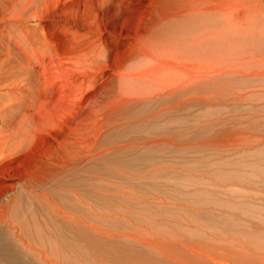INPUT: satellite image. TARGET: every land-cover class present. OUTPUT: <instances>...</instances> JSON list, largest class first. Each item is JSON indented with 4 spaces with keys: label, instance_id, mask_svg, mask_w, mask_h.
<instances>
[{
    "label": "rangeland",
    "instance_id": "rangeland-1",
    "mask_svg": "<svg viewBox=\"0 0 264 264\" xmlns=\"http://www.w3.org/2000/svg\"><path fill=\"white\" fill-rule=\"evenodd\" d=\"M0 82V264H264V0H0Z\"/></svg>",
    "mask_w": 264,
    "mask_h": 264
},
{
    "label": "bare ground",
    "instance_id": "bare-ground-1",
    "mask_svg": "<svg viewBox=\"0 0 264 264\" xmlns=\"http://www.w3.org/2000/svg\"><path fill=\"white\" fill-rule=\"evenodd\" d=\"M250 4V3H249ZM15 9V8H14ZM246 9V8H245ZM14 11V10H13ZM16 14V13H15ZM13 15V14H12ZM10 16V15H9ZM16 16H18V15H16ZM18 18V17H17ZM4 19V18H3ZM22 32V31H21ZM24 33V32H23ZM22 33V34H23ZM20 34V33H19ZM49 34V33H48ZM27 36V35H26ZM76 36V35H75ZM74 36V37H75ZM79 36V35H78ZM10 37V36H9ZM19 37V36H18ZM30 37H28L27 36V39H29ZM39 38V37H38ZM61 38V37H60ZM76 39V38H75ZM18 40V39H17ZM30 40V39H29ZM52 40V39H51ZM68 40V39H67ZM14 41H15V39H14ZM28 41V40H27ZM31 41V40H30ZM51 42V41H50ZM49 42V43H50ZM71 42V41H70ZM16 43H18V42H16ZM30 43H32V41L30 42ZM45 43V42H44ZM52 43V42H51ZM55 43V42H54ZM53 43V44H54ZM60 43H61V45H62V42L60 41ZM72 43V42H71ZM64 44V43H63ZM16 45V44H15ZM32 44H30V46H31ZM57 45V44H56ZM66 46V45H65ZM15 47H17V45L15 46ZM14 47V48H15ZM47 47V46H46ZM53 47H55L54 45H53ZM93 47V46H92ZM31 48H33V46L31 47ZM43 48H45V46L43 47ZM43 48H38L37 49V51H36V53H40V54H35L34 52V50L36 49H34L33 51V56L35 57V55L36 56H38V57H43L44 59L45 58H48L47 60H45L46 61V63L44 62V66H38L39 67V69L37 68V70L35 71V69H33L34 71H35V75H33V77H34V79H33V82L36 84V85H38L39 87H41V85H42V83L43 84H46L47 86H49V87H53V86H55V88L52 90V94H51V97L49 96V95H44L43 94V92H42V90H41V88H39L37 91H35V92H33L32 91V93L30 92V90H29V92L33 95V97H34V99H35V103H37L38 102V100H39V103L37 104V108H35V109H33L32 107H27L26 108V110H27V113L26 114H24V118L25 119H27L28 121H32V120H40V123H39V125H46L47 123H53V122H55L57 119H60V117L61 116H64L63 117V119H62V121L61 122H63V128H66L67 130L70 128V127H72L73 126V124L75 123V122H77L78 120H79V118L82 116V107H80V108H77V109H75V106H73L74 105V102L72 101V98H73V93H72V90H73V85H72V87H71V91H69L70 90V88H69V85H68V92L69 93H67V91L66 90H64V88L66 87L65 85V87L64 86H62V87H59V85L61 84L57 79L59 78L60 79V81H61V78H60V74H64V71H65V69L66 70H68V67L69 66H67V68L65 67L64 68V66L66 65V63L64 62V61H66V60H64V59H66V58H63L61 55H60V53H58V54H56V55H58V57H51L50 55L49 56H47V54L50 52H48L47 54H46V52H44V53H42L43 52ZM52 48V47H51ZM57 48H59L58 46H57ZM56 48V49H57ZM15 49H18V48H15ZM30 49V48H29ZM41 49V50H40ZM48 49H49V47H48ZM47 49V50H48ZM55 49V48H54ZM60 49H61V46H60ZM65 49V48H64ZM69 49V48H68ZM75 49V48H74ZM78 49V48H77ZM22 50V49H21ZM20 50V51H21ZM59 50V49H58ZM19 51V50H18ZM25 51V50H24ZM32 51V50H31ZM44 51H46V50H44ZM61 51V50H60ZM26 52V51H25ZM24 52V53H25ZM82 52V51H81ZM16 53V52H15ZM21 53H22V51H21ZM27 53V52H26ZM52 53V52H51ZM64 53V52H63ZM63 53H61V54H63ZM69 54V53H68ZM70 54H72V53H70ZM23 55V54H22ZM45 57H44V56ZM53 55V54H52ZM68 57L70 56V55H67ZM19 57V56H18ZM26 57H27V55H26ZM38 57H37V62H38ZM71 57H72V55H71ZM30 58H32V57H30ZM42 58V59H43ZM33 59V58H32ZM41 59V58H40ZM41 59V60H42ZM81 59V58H80ZM23 61V60H22ZM73 61V60H72ZM18 62V61H17ZM41 62H43V61H41ZM41 62H39L40 63V65L42 64ZM75 63V62H74ZM73 63V64H74ZM69 64H70V62H69ZM19 65H21V64H19ZM83 65V64H82ZM165 66V65H164ZM33 67H34V65H33ZM167 67V66H166ZM42 68V70H40ZM69 68H71V66L69 67ZM78 68V67H77ZM173 69V68H172ZM19 70V69H18ZM32 70V71H33ZM164 70V69H163ZM167 70V69H166ZM23 71V70H22ZM169 71V70H168ZM12 72V71H11ZM69 73V72H68ZM143 73V72H142ZM186 73V72H185ZM199 73V72H198ZM14 74V73H13ZM183 75V74H182ZM21 76V75H20ZM59 76V77H58ZM69 76V75H68ZM64 77V76H63ZM24 78V77H23ZM67 79H68V77H66ZM70 79V78H69ZM123 79H125V78H123ZM122 80V79H121ZM57 81L60 83V84H58V87L55 85L56 83H57ZM64 81V80H63ZM21 82V81H20ZM1 83V82H0ZM69 83V82H68ZM119 83V82H118ZM14 84V83H13ZM18 84V83H17ZM34 84V85H35ZM64 84H65V82H64ZM22 86H23V84H21ZM30 85V84H29ZM166 85V84H165ZM33 86V85H32ZM44 87V86H43ZM48 87V88H49ZM125 87V86H124ZM24 88V87H23ZM22 88V89H23ZM91 88V87H90ZM26 89V88H25ZM47 89V88H46ZM24 90V89H23ZM50 90V89H49ZM48 91V90H47ZM28 92V91H27ZM46 93V92H45ZM128 94V93H127ZM15 96H17V95H15ZM77 96V95H76ZM75 99V98H74ZM78 100V99H77ZM78 103H79V101H78ZM81 103V102H80ZM76 105V104H75ZM78 105V104H77ZM69 112V113H68ZM29 113H32V114H29ZM69 114L68 115V117H66V114ZM64 121H68L69 123H70V125H68V126H66L65 127V122ZM39 122V121H38ZM42 123V124H41ZM76 127V126H75ZM43 130V127H38V126H36L35 127V131H37V133L35 134V136L36 135H38V134H40L41 133V131ZM71 130H73V129H71ZM78 134V133H77ZM72 136V135H71ZM36 137H40V136H36ZM36 137H34V136H31V138H36ZM5 139V138H4ZM63 147V146H62ZM28 155V154H27ZM0 161H1V159H0ZM27 161V160H26ZM19 162V161H18ZM4 167V166H3ZM24 175H25V173H24ZM28 176V175H27ZM13 186H15V185H13ZM7 190H9V189H7ZM6 190V191H7ZM9 192V191H8ZM12 192V191H11Z\"/></svg>",
    "mask_w": 264,
    "mask_h": 264
}]
</instances>
